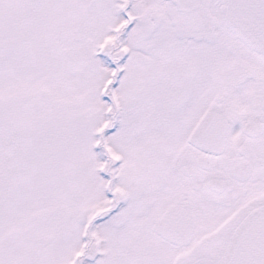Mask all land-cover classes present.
I'll list each match as a JSON object with an SVG mask.
<instances>
[{
    "label": "snow or ice",
    "instance_id": "snow-or-ice-1",
    "mask_svg": "<svg viewBox=\"0 0 264 264\" xmlns=\"http://www.w3.org/2000/svg\"><path fill=\"white\" fill-rule=\"evenodd\" d=\"M0 264H264V0H0Z\"/></svg>",
    "mask_w": 264,
    "mask_h": 264
}]
</instances>
